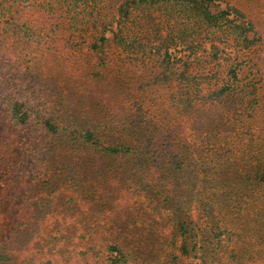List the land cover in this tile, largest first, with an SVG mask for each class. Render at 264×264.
<instances>
[{
    "label": "rangeland",
    "instance_id": "1",
    "mask_svg": "<svg viewBox=\"0 0 264 264\" xmlns=\"http://www.w3.org/2000/svg\"><path fill=\"white\" fill-rule=\"evenodd\" d=\"M121 1L105 0L102 13H114ZM217 3L220 7L228 3L236 6L254 23V31L248 32L253 35V43L243 46V42L227 39L224 32L214 36L212 39L224 43L228 50L229 44L233 45L231 54L221 56L216 63L208 50L211 39L204 32L197 37L189 71L196 74L206 70L207 75H198L186 85L191 107L184 108L173 95L171 70L160 64L159 56L146 49H124L112 42H107L104 49L94 47V35L103 24L94 20L72 22L62 8L47 21L42 10L24 7L28 16L43 19L32 34L6 33L0 24V63L18 70L15 74L19 79L24 72L27 77L42 75L34 84V92L26 88L27 80L22 81L29 100H45L47 105L41 108L52 106L60 114L65 110L78 115L82 122L92 123L108 112H115L122 119L126 116L122 112H133L139 107L142 119L155 128L188 124L185 135L197 144L198 153H205L204 162L215 156L226 157L233 149V158L221 167L225 177H234L254 168V160L249 157L264 144V0ZM156 21L148 15L142 20L143 29L153 33ZM6 37L8 45L2 48ZM235 53L247 61L243 64L242 81L252 78L259 84L258 108L240 114L238 110L233 127L228 125L215 133L208 130L209 119L221 120L209 118L207 107L225 69L232 58L236 60ZM21 71L23 74H19ZM215 102L212 107H221L222 103ZM242 136V144L236 143ZM22 152L21 147L20 151L9 153L14 164L24 159ZM29 164L34 167L26 172L19 164L17 168L11 164L0 181V240L13 255L11 264H29L33 256L37 259L32 264H109L107 247L113 244L131 251L140 249L136 257L133 251L125 264H264V183L247 192L241 188L239 195L234 190L243 186L242 174L237 179L239 185L217 182L200 186L194 198L182 205L196 240V249L185 255L178 248L180 237L175 235L171 205L167 203L174 194L172 185L163 179L151 180L154 191L142 190L135 184L128 186V191L120 192L122 196L111 207L98 213L81 198L77 186L80 177L73 170H62L56 163L47 165L37 157ZM219 170L210 167L203 172L217 175ZM35 226L38 233L31 236L27 231H36ZM126 238L134 240L127 244Z\"/></svg>",
    "mask_w": 264,
    "mask_h": 264
},
{
    "label": "trees",
    "instance_id": "2",
    "mask_svg": "<svg viewBox=\"0 0 264 264\" xmlns=\"http://www.w3.org/2000/svg\"><path fill=\"white\" fill-rule=\"evenodd\" d=\"M104 3L105 0H0V24L6 33L21 31L32 34L43 19L28 16L23 11L24 7L42 10L41 14L47 21L57 14L58 8H62L72 22L98 21L103 28L94 35L93 46L104 49L107 42H112L124 49H146L159 56L160 64L171 70L172 93L175 92L173 95L184 108L192 106L191 96L186 95V85L189 86L198 75H207L206 70L196 74L189 71L190 54L195 52L197 37L202 32L211 39L208 50L216 63L221 56L231 54L233 45L229 44L231 50H228L224 43L212 39L214 36L219 37L224 32L227 39L231 37L237 43L243 42V46L253 43V35L248 32L254 31V23L229 3L220 7L217 0H122L117 10L108 14L102 13ZM154 12L160 17L158 21ZM148 15L156 21L153 33L142 27V20ZM7 42L8 37L2 40V48L7 47ZM7 58L4 57L3 62ZM234 58L236 60L232 58L225 69L221 83L216 85L218 88L213 90V99L207 107L209 118L221 120L213 122L211 119L214 118L209 119L208 130L215 133L228 125L233 127L232 121L238 110L240 114L246 109L255 112L258 108L259 84L252 78L242 81L243 64L247 61L236 53ZM17 71L0 63V181L11 164L16 168L19 164L26 172L30 166V169L34 167L29 162L35 157L47 165L56 163L58 168H70L69 171L79 175L77 186L81 198L89 203L91 210H98L99 213L111 207L114 200L122 196L120 192L128 191V186L135 184L142 190L154 191L151 180L163 179L172 185L174 194L167 198L170 201L167 203L171 205L175 235L180 237L178 248L185 255L196 249V240L182 205L194 198L200 186L217 182L239 185L237 179L242 174L243 186L234 190V194L239 195L241 188L247 192L250 187L264 183V144L249 157L254 160L252 170L225 177L221 165L230 162L233 149L226 157L215 156L208 163L204 162L207 158L205 153H198L197 144L185 135L188 124L174 123L170 127L155 128L142 119L139 107L138 111L122 112L126 115L122 119L117 113L108 112L92 123L82 122L78 115L65 110L60 114L49 105V109L41 108L47 105L45 100L30 101L28 94H24L22 81L27 80L26 88L34 92V84L42 75L34 72L37 77H27L21 71L19 74L23 75L19 79ZM214 102L222 103L221 107H212ZM240 139L236 143L242 144L244 137ZM21 147L24 159L14 164L9 153L15 149L20 151ZM210 167L212 170L220 168L217 175L203 172ZM156 172H159L158 177H153ZM76 175L71 176L75 178ZM61 206L65 205L61 203ZM35 229L27 233L33 236L38 233L36 226ZM88 229L94 230L92 227ZM126 239L127 244L134 240ZM107 250L109 264H125L133 251L136 252L135 257L140 252V249L131 251L119 244L108 245ZM33 257L35 261L37 258ZM33 257L30 256L29 260ZM12 259L7 244L0 240V264H11Z\"/></svg>",
    "mask_w": 264,
    "mask_h": 264
}]
</instances>
